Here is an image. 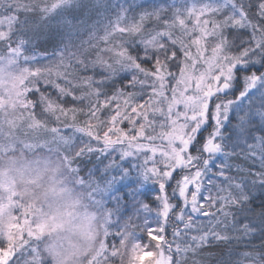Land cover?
Masks as SVG:
<instances>
[{"label":"snow or ice","instance_id":"snow-or-ice-1","mask_svg":"<svg viewBox=\"0 0 264 264\" xmlns=\"http://www.w3.org/2000/svg\"><path fill=\"white\" fill-rule=\"evenodd\" d=\"M0 264H264V0H0Z\"/></svg>","mask_w":264,"mask_h":264}]
</instances>
